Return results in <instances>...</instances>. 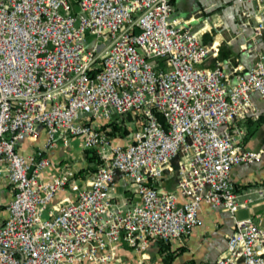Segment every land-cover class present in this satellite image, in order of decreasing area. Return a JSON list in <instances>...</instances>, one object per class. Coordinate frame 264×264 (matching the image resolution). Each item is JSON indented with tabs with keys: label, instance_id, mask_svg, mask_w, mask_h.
Segmentation results:
<instances>
[{
	"label": "built area",
	"instance_id": "1",
	"mask_svg": "<svg viewBox=\"0 0 264 264\" xmlns=\"http://www.w3.org/2000/svg\"><path fill=\"white\" fill-rule=\"evenodd\" d=\"M247 1L264 13V0H235ZM253 37H264V16ZM215 55L172 0H0V179L12 188L0 264H108L122 244L188 235L203 201L246 206L230 170L262 150L230 124L258 116L250 93L264 97V47L233 84L219 61L206 65ZM128 111L136 125L116 140L101 125ZM42 129L41 145L18 149ZM74 138L99 159L88 177L49 156ZM166 173L174 190L161 187ZM119 177L132 199L114 201ZM214 264H264V226L234 216Z\"/></svg>",
	"mask_w": 264,
	"mask_h": 264
},
{
	"label": "crops",
	"instance_id": "2",
	"mask_svg": "<svg viewBox=\"0 0 264 264\" xmlns=\"http://www.w3.org/2000/svg\"><path fill=\"white\" fill-rule=\"evenodd\" d=\"M172 3L174 16L188 19L192 24L196 22L193 26L200 30L202 41L214 42L216 55L210 57L206 65L213 67L219 61L230 84H233L236 74L245 73L256 62L264 47V37L254 38L253 28L257 19L263 17L264 13L255 10L254 2L172 0ZM202 11L205 16H198ZM242 11H247L250 15L245 17ZM250 95L258 116L249 113L233 121L230 128L232 131L241 129V144L247 148L261 149L262 154L254 162L242 161L234 164L230 170V178L239 198L249 195L252 200L246 206L239 207L233 214L221 206L203 201L198 208L200 222L188 235L167 241L152 238L145 250H136L122 244L108 264H214L218 255L226 248L227 235L232 230L234 216H250L264 226V193L261 194L257 190L262 188L264 192V97L255 90H252ZM44 136L42 129L36 140L25 139L20 142L18 149L23 153L30 152L42 144ZM124 136H116L114 139L122 140ZM70 147L71 144L69 147L58 144L49 151L51 160L55 163L66 162L68 156L72 157L79 152V148L71 150ZM175 183V176L166 173L161 187L174 190ZM68 193L69 190L59 193L53 202ZM113 195L116 202L132 199L131 191L120 177L117 179ZM0 196L5 204L12 196L11 186L1 179Z\"/></svg>",
	"mask_w": 264,
	"mask_h": 264
},
{
	"label": "trees",
	"instance_id": "3",
	"mask_svg": "<svg viewBox=\"0 0 264 264\" xmlns=\"http://www.w3.org/2000/svg\"><path fill=\"white\" fill-rule=\"evenodd\" d=\"M135 118L136 114L134 112L128 111L124 113H118L115 114L108 122L102 124L101 127L103 129L105 128V131L111 137L124 136L130 131L126 123L128 121L135 120ZM159 118H162L161 115H159ZM83 155L87 165L78 168V175L81 176H84V172L91 173L95 169L96 164L99 162V159L93 150L83 149ZM3 205L4 204H0V208L5 207Z\"/></svg>",
	"mask_w": 264,
	"mask_h": 264
},
{
	"label": "rangeland",
	"instance_id": "4",
	"mask_svg": "<svg viewBox=\"0 0 264 264\" xmlns=\"http://www.w3.org/2000/svg\"><path fill=\"white\" fill-rule=\"evenodd\" d=\"M203 11L202 12H199L197 15L200 16V15H203ZM205 16V15H203ZM193 24H196V22H194ZM127 127L129 128V130L131 131L134 127H135V120H131V121H128L127 123ZM127 134V133H126ZM119 137H122V136H119ZM71 150H74V149H77L78 146H77V140L74 138L71 140ZM67 163L70 164L71 166H73L74 168H79L81 166H86L87 165V162L85 161V158H84V155H83V150L82 149H79V152L75 153V155H73L72 157L68 156L67 157ZM89 171V170H88ZM89 173V172H88ZM87 172H84V177H88L91 173L88 174ZM172 176H175L174 174H172ZM129 190V189H128ZM0 204H4L3 206H5V203H4V200L3 198L0 196ZM5 207H2L0 208V218L3 217L5 215ZM44 216L47 215L46 213V210L43 212Z\"/></svg>",
	"mask_w": 264,
	"mask_h": 264
}]
</instances>
